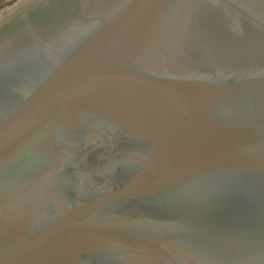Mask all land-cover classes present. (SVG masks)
<instances>
[{
  "label": "water",
  "instance_id": "water-1",
  "mask_svg": "<svg viewBox=\"0 0 264 264\" xmlns=\"http://www.w3.org/2000/svg\"><path fill=\"white\" fill-rule=\"evenodd\" d=\"M0 264H264V0L1 11Z\"/></svg>",
  "mask_w": 264,
  "mask_h": 264
},
{
  "label": "crops",
  "instance_id": "crops-1",
  "mask_svg": "<svg viewBox=\"0 0 264 264\" xmlns=\"http://www.w3.org/2000/svg\"><path fill=\"white\" fill-rule=\"evenodd\" d=\"M19 2H21V0H0V12L5 10L6 8L11 9Z\"/></svg>",
  "mask_w": 264,
  "mask_h": 264
},
{
  "label": "rangeland",
  "instance_id": "rangeland-1",
  "mask_svg": "<svg viewBox=\"0 0 264 264\" xmlns=\"http://www.w3.org/2000/svg\"><path fill=\"white\" fill-rule=\"evenodd\" d=\"M22 1V0H21Z\"/></svg>",
  "mask_w": 264,
  "mask_h": 264
}]
</instances>
